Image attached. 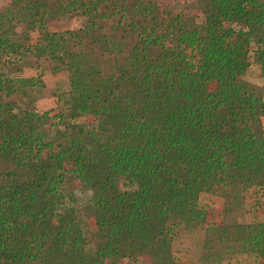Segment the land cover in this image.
Instances as JSON below:
<instances>
[{
	"label": "trees",
	"instance_id": "trees-1",
	"mask_svg": "<svg viewBox=\"0 0 264 264\" xmlns=\"http://www.w3.org/2000/svg\"><path fill=\"white\" fill-rule=\"evenodd\" d=\"M67 18L80 26L49 30ZM251 52L264 82V0H8L0 264H264ZM45 91L56 105L38 112ZM203 193L222 199L220 223H207ZM184 240L188 259L173 252Z\"/></svg>",
	"mask_w": 264,
	"mask_h": 264
},
{
	"label": "rangeland",
	"instance_id": "rangeland-1",
	"mask_svg": "<svg viewBox=\"0 0 264 264\" xmlns=\"http://www.w3.org/2000/svg\"><path fill=\"white\" fill-rule=\"evenodd\" d=\"M8 3V0H0V11L4 6H6ZM81 19L80 18H67V19H60L56 21H52L49 24V30L51 31H63L67 29H74L80 26ZM259 73V67L254 61V55L253 52L250 53V67L247 70V73L245 75V80L253 85H259L264 88V82L258 77ZM31 72L29 70L25 71V75H29ZM44 81L46 84V87L50 88L53 86L54 81L53 78H51L50 75L48 77H44ZM39 100H41V105L36 107L37 110H45L49 106L55 107L56 99H53L52 96L47 95V92H43V94L39 97ZM262 127L264 129V118H262ZM88 194H81L77 199V204L81 205L84 204L87 200ZM263 199V194L261 191H251L248 194L247 200H246V207L252 210L254 212L256 207V199ZM262 202V201H261ZM198 206L203 208L206 211V221L208 224H216L220 223L222 221L221 219V209H222V199L213 196L210 194L203 193L199 196L198 199ZM253 213H247L244 215V217L241 219L243 222H252L253 221ZM179 241V240H178ZM178 241L175 242L173 246V252L176 257L181 258H191L192 252L190 251V244L188 241H185L183 243H178ZM145 259L141 260L144 262ZM223 264H255L254 257L248 254H237L234 255L231 258H227L224 260Z\"/></svg>",
	"mask_w": 264,
	"mask_h": 264
},
{
	"label": "crops",
	"instance_id": "crops-1",
	"mask_svg": "<svg viewBox=\"0 0 264 264\" xmlns=\"http://www.w3.org/2000/svg\"><path fill=\"white\" fill-rule=\"evenodd\" d=\"M46 77H48V76H46ZM51 78H53V81L55 82L56 77L51 76ZM47 87H48V86H47ZM40 103H41V100H38L37 103H36V107L39 108V106L41 105ZM51 108H53V106H49V107H48L47 109H45V110H40V112L46 111V110L51 109ZM37 111L39 112V110H37Z\"/></svg>",
	"mask_w": 264,
	"mask_h": 264
}]
</instances>
